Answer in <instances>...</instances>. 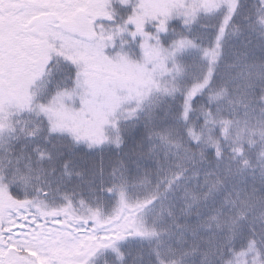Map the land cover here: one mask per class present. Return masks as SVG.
<instances>
[{"label": "snow or ice", "instance_id": "obj_1", "mask_svg": "<svg viewBox=\"0 0 264 264\" xmlns=\"http://www.w3.org/2000/svg\"><path fill=\"white\" fill-rule=\"evenodd\" d=\"M0 264H264V0H0Z\"/></svg>", "mask_w": 264, "mask_h": 264}]
</instances>
